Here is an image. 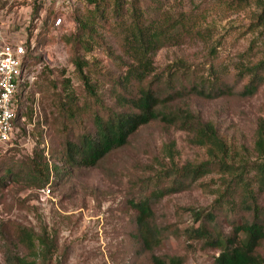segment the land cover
Segmentation results:
<instances>
[{
  "label": "rangeland",
  "instance_id": "obj_1",
  "mask_svg": "<svg viewBox=\"0 0 264 264\" xmlns=\"http://www.w3.org/2000/svg\"><path fill=\"white\" fill-rule=\"evenodd\" d=\"M256 2L141 0L148 15L177 17L183 12L203 31L157 51L155 74L162 96L188 88L192 81L212 80L215 72L234 88V94L212 99L186 94L171 104L184 103L213 122L236 164L260 159L255 141L264 119V82L253 96L238 93L250 79L241 71L264 57L262 9ZM92 7L85 0H0V35L23 44L27 54L19 88L24 117L13 139L0 146V264L6 263L8 249L28 255L17 237L21 226L38 234L47 231L55 239L57 251L48 264H154L137 240V211L131 204L145 198L151 199L154 221L163 230L155 255L168 262L181 258L180 264H216L219 249L193 237L192 229L204 219L197 212H212L222 231L231 233L233 220L243 213L237 210L240 194L234 189L227 194L230 176L210 173L184 190L153 196L172 184L169 170L207 160L206 149L193 144L188 132L152 122L96 166L66 161L67 143L95 132L93 112L122 110L118 91L129 92L118 84L124 61H129L122 48L128 15L119 19L108 12L107 24L99 21L93 36L83 35L87 46L75 44L81 32L78 20L86 19ZM75 54L88 62L85 72L98 99L80 76ZM70 95L75 103L64 110ZM224 193L225 200L216 205ZM259 252L264 255V243Z\"/></svg>",
  "mask_w": 264,
  "mask_h": 264
},
{
  "label": "trees",
  "instance_id": "obj_2",
  "mask_svg": "<svg viewBox=\"0 0 264 264\" xmlns=\"http://www.w3.org/2000/svg\"><path fill=\"white\" fill-rule=\"evenodd\" d=\"M85 1L93 7L88 11L86 19L78 20L81 32L76 35L75 44L87 46L88 40L83 39V35L93 36L92 32L99 21L103 25L107 24L108 12H112L119 19L124 18L125 15L129 17V21H126V36L122 45L129 61H124L126 70L118 81L119 86L129 89V92L125 95L118 91L119 103L124 107L122 110L112 109L106 115L97 110L93 112L95 132L84 134L79 142L69 141L66 161L71 165L96 166L112 151L127 145L131 136L141 127L152 122L188 132L193 144L206 149L207 160L199 163L188 162L182 167L169 170L168 177H172V184L155 191L153 196L160 198L166 193L184 190L210 173L218 172L230 176L226 191L229 194L234 189L235 193L240 194L237 210L243 215L239 220H233L232 231L227 234L218 226L215 214L209 212L200 216L201 214L197 212L198 218L204 219L199 227L192 229V235L205 239L219 249L220 253L215 259L216 264H264V255L259 252L260 246L264 243V119L259 120L255 141V151L260 159L250 161L244 158L236 164L230 145L220 135L213 122L205 121L199 113L194 112L184 103L178 107L171 104L176 98H185L186 94L212 99L234 94V88L215 72L214 79L192 81L188 88L185 86L172 93L176 95L175 97L172 94L162 96L159 85L161 79L155 74L154 56L157 51L203 34L196 20L183 12L177 17L148 15L141 5V0ZM256 1L262 9L258 17L259 22L264 25V1ZM122 21L125 22L124 19ZM26 59L27 54L23 63L24 70ZM73 62L88 91L98 99L97 91L85 72L88 62L78 54L74 55ZM244 73H247L250 79L238 93L245 97L253 96L264 82V57L245 68V71H241V75H246ZM149 78L151 80L148 82ZM20 86L21 81L19 88ZM17 98L19 121L24 117L20 93ZM74 98V95L68 96V100L63 103L64 110L67 103H75H72ZM70 114L74 115V110H71ZM168 149L171 153L172 145ZM224 200L225 193L215 203L218 205ZM131 204L137 211V240L140 247L150 253L151 261L154 264H180L181 258L172 257L168 262L153 253L161 245L164 236L163 230L154 221L151 199L132 200ZM17 237L19 243L24 245L29 253L22 256L8 249L5 264H48L57 251V243L47 231L38 234L31 228L21 226L18 228Z\"/></svg>",
  "mask_w": 264,
  "mask_h": 264
},
{
  "label": "built area",
  "instance_id": "obj_3",
  "mask_svg": "<svg viewBox=\"0 0 264 264\" xmlns=\"http://www.w3.org/2000/svg\"><path fill=\"white\" fill-rule=\"evenodd\" d=\"M25 56L23 44L0 40V146L13 139L18 123L17 95Z\"/></svg>",
  "mask_w": 264,
  "mask_h": 264
}]
</instances>
